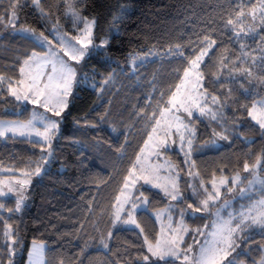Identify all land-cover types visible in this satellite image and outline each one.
Listing matches in <instances>:
<instances>
[{"label":"trees","instance_id":"16d2710c","mask_svg":"<svg viewBox=\"0 0 264 264\" xmlns=\"http://www.w3.org/2000/svg\"><path fill=\"white\" fill-rule=\"evenodd\" d=\"M14 3L15 27L8 22ZM259 4L263 2L39 0L37 5L33 0H0V77L4 78L0 82V119L29 118L31 106L8 94V80L20 79L24 61L33 52L44 51L34 39L19 33V28L47 36L54 29L69 32L73 23L66 8L71 5L94 19L95 40L109 36L104 50L88 55L86 66L93 70V86L77 87L47 155L42 143L0 138V167L10 171L6 175H37L20 211L16 199L0 196L2 264H24L32 241L45 244V264H153L155 258L145 247L146 239L157 238L151 211L167 205L168 198L147 186L137 188L147 199V209L136 212L141 231L115 225L113 209L188 61L208 48L206 37L215 45L201 64L202 90H207V101L214 103L220 118L194 115L191 119L190 163L177 150L164 154L179 173L184 200L189 167L206 186L214 178L243 173L245 163L250 171L264 173V130L248 115L252 104L264 95V25L251 16ZM151 52H155L152 58L130 66L132 57ZM211 96L217 97L216 102ZM222 132L225 135L219 134ZM207 218L204 213L185 216L191 228L184 247ZM263 248L264 230L253 229L245 233L230 258L257 264ZM172 264L180 262L175 259Z\"/></svg>","mask_w":264,"mask_h":264},{"label":"snow or ice","instance_id":"6c2138e0","mask_svg":"<svg viewBox=\"0 0 264 264\" xmlns=\"http://www.w3.org/2000/svg\"><path fill=\"white\" fill-rule=\"evenodd\" d=\"M34 4L39 3V0H33ZM241 15L243 13L241 12ZM255 10L251 13L253 19H255ZM261 20L260 23L264 25V7L261 9ZM3 18L0 17V20ZM17 17V6L14 3L12 5L11 15L9 16V24L15 27V21ZM229 24H232V21H228ZM26 38L34 39L39 47L43 48L45 44L48 45V50L44 52L43 55L37 52H33L31 57L28 60L24 61V65L27 66L28 71L26 72L25 67H20L19 72L21 78L15 81L8 80V94L14 98L17 102H31L33 104L41 105L45 108L46 111H53V107L50 105L55 101V105L59 106L62 110L63 107H66L65 98L70 94L72 82L75 77V69L69 66L62 59H58L59 54L53 52L51 49V41L44 37L43 34L40 37H35L32 34L26 33ZM239 36V33H236ZM205 41L208 43V48L200 51L198 55H195L193 59L188 61V67L183 70V77L181 78L180 84L176 86V90L170 95L167 106L160 111L161 119L156 120V125H161V120L164 119V126L160 129V137L153 141V137L149 136V141H153L151 145L148 142L145 143V147L149 148L147 155L143 156V161H148L149 156L155 155L160 157L162 153L169 151V142L168 138L173 135V130L175 135L179 137L180 148L183 149L185 144H187L189 150L193 143L192 137L194 136V131L189 127L191 119L194 117V109L199 111L200 115L205 114V107L203 104L207 103L208 93L207 90L203 88L202 79L203 72L201 69V64L203 58L208 54V50L215 45V41ZM76 43L80 45L79 48L73 47L70 44L69 47L72 48L71 54L68 51L64 52V55H69L71 60L79 63L86 55H88V50L90 47L95 48L96 45L93 44L92 40V26L86 25L84 32L81 37H76ZM101 46H104L103 44ZM184 54L181 53V56ZM224 60L221 61L222 66H224ZM50 66V67H49ZM48 69L45 71L44 69ZM4 78L0 77V82ZM184 89L183 92L181 89ZM2 96V94H0ZM211 100L216 102L217 97L211 96ZM2 102V99H0ZM171 113L170 118L165 119L166 114ZM61 114L60 110L54 111V115L59 116ZM186 114V116L182 115ZM248 115L256 121L261 129H264V105L261 106V110L257 112L256 106L249 110ZM215 119V116L212 117ZM188 120V123H185V120ZM58 127L56 121L49 120L46 124L43 125V131L34 126L33 120H28L27 122H21L17 120H0V137H6L9 133L12 137H27L35 136L40 139L33 140V143H40L41 140L47 142L50 146L51 137L55 134V130ZM153 133L157 132V127H153ZM185 133L188 134L187 138ZM175 144V140L172 141ZM43 150V148H42ZM141 153H144V149H141ZM189 152H185V156H189ZM142 157L137 156V161L141 162ZM139 171V175H136L133 179L136 171ZM249 170V165L244 164V171ZM167 173L166 175H161V167L151 164V163H140V167L137 169V166H133V171L129 173V176L125 178L124 188L122 189V195L124 199L121 201L119 197L118 200V210L116 213V220H120L119 212L124 211V204H130L131 210L128 211L129 219L123 221L125 224H136V221L132 219L133 213L139 207L137 201L139 197H143V190L139 191V197L135 200L132 198V192L129 190L135 188L137 181H143V185H147L150 188H156L161 190L166 196H170L171 200H182V197L179 195V173L176 172L173 176L171 173L174 169L169 166L167 169H164ZM36 173H40V168L37 167ZM191 174V173H190ZM240 179L239 176L233 178L232 183L235 184ZM21 186L27 181H19ZM221 185L228 183L227 178H222L220 181ZM249 183H252L251 181ZM203 188V184H201ZM213 192H208L206 188L204 191L207 193V199L202 201L204 210H207L209 201L215 200L219 197L220 192L217 188L215 180L212 181ZM231 190V189H229ZM243 193L244 190L241 189ZM2 195V193H0ZM23 199L17 201L16 210L19 211ZM188 208H193L192 204L188 205ZM201 208L197 207L194 209V212H200ZM254 213V214H253ZM183 216L184 213H180V223L177 227L173 228L171 226V216H169V226L168 234H164V229H161V236L155 239V242H149L147 239L145 243L147 244L148 252L151 253V257H154L155 260L153 264H172V261L175 259L181 258V250L179 244L182 243L183 237L179 235L181 231L187 232V228L183 226ZM239 222L236 224L235 228L231 226L232 218L228 221H224L219 224H215L214 231L211 233L212 240L205 242L204 245L200 248V253L197 257L193 259V264H215L217 255L220 251L218 244L225 243L229 248L232 247V234L237 229H242L251 225L258 226L261 230H264V200L258 201L255 205L250 207L247 212L242 211L239 214ZM139 227V225H137ZM203 235V233H200ZM111 236V233H109ZM15 243V242H14ZM104 247L107 248L108 245L104 244ZM234 250V249H233ZM43 251V246H35L33 252L31 253L33 260L31 264H38L40 256ZM188 252L191 251V246L187 249ZM145 261L149 260V256H144ZM183 261H189V256L187 252L182 255ZM2 264V262H0ZM231 264V262H229ZM260 264H264V259L261 260Z\"/></svg>","mask_w":264,"mask_h":264},{"label":"rangeland","instance_id":"374dc122","mask_svg":"<svg viewBox=\"0 0 264 264\" xmlns=\"http://www.w3.org/2000/svg\"><path fill=\"white\" fill-rule=\"evenodd\" d=\"M261 2H263V5L262 6H260V4L258 5V7L255 9V11H256L255 19L252 18L253 21H258L259 25L261 24L260 23V20H261L260 14H261L262 7H264V0H261ZM66 13L68 16H70L72 18L73 24L71 25L70 31L68 32L65 29H62V30L54 29L53 31H50V36H47L45 34H43V36L47 37V39L49 41H51V49L53 52H56L59 54L58 59H62L69 66H71L75 69L76 74H75V77H74L73 82H72L70 94L65 98L67 106L63 107L61 110V108L59 106L55 105V101H53V103L50 105V107H53V111H46L45 108L42 107L41 105L33 104L31 102H28V101L21 102L23 105L31 106V110H30L29 118L27 120L21 121V120L17 119V121H21V122H27L28 120H33L34 126L39 128L41 131H43V125L46 124L49 120L56 121L58 123V127L55 130V134L52 135V137H51L50 146L47 142H45L43 140L40 141V143L45 145V147L43 149V153L45 155H47L49 153L50 147L52 146V144L55 140L56 134L59 132L61 121H62V116H63L64 112L66 111V109H67L70 101L72 100L73 96L78 93L77 87L93 86V83H91V81H90V79L92 78V71L93 70L91 69L90 66H86L88 55L91 53H95L97 50H104L106 45L108 44V41H109V36H104L103 38H101V40H95V37H94V19L92 17L83 16L78 11L73 9L71 5L67 6ZM86 25L92 26V40H93V44L96 45V47L95 48L90 47V49L88 50V55H86L82 60L79 61V63H77L76 61L71 60L69 55H64V52L68 51L69 54H71L72 48L68 46L69 44L73 47H76V48L80 47V45L76 43V37L82 36V33L84 32ZM243 27L244 26L239 27V29L243 28ZM18 31H19V33H21L23 35H25V32H26V33L34 35L35 37H40V35L42 34V33L35 32L34 30H32L30 28H26V27H21L18 29ZM240 32H246V31L240 30ZM102 44L104 46H101ZM43 48H44V51L42 53H40L41 55H43L44 52L48 50V45L45 44V46ZM154 55H155V52L137 54L134 57H132L130 66L134 67L135 65L139 64L140 62H143L149 58H152ZM204 58H203V60H204ZM28 59H26V60H28ZM22 67L26 68V72L28 71L27 66H25L23 64ZM44 70L47 71L48 69L46 68ZM183 90L184 89L182 88L181 91L183 92ZM201 91H203V90L201 89ZM253 105L256 106L257 112H259L261 110V106L264 105V95L261 96L260 98H258L252 104V106L249 108V110L253 107ZM202 106L205 107V114L200 115L199 111L194 109V115L200 116L201 118H212L214 115L215 119L220 118L219 110L216 108L214 103H209L207 101L206 104L202 103ZM56 110L61 111V114L59 116L54 115V111H56ZM171 115H172L171 113L166 114L165 119L170 118ZM182 115L186 116V114H182ZM157 119H161L160 114H159ZM250 119L254 123H256V121H254L251 117H250ZM0 120H15V119H0ZM156 120H155V122H156ZM155 122L152 126V129H153V127H157V132L153 133V131L151 129V131H150V133H149V135L145 141V143L148 142L149 145H151L153 141H155L157 138L160 137V135H161L160 129L164 126L165 121H164V119H162L160 126H157ZM185 123H188L187 119L185 120ZM189 127L192 128L190 126V124H189ZM193 131H194V129H193ZM219 134L225 135L224 132L219 133ZM150 135L153 137V141H149ZM185 135L187 138L188 134L185 133ZM7 136H11V134L9 133ZM0 138H4V137H0ZM20 138H26V139H30V140L40 139L38 137H35L34 135L33 136H27V137H20ZM173 140H175V144L172 143ZM247 141H250V138H248ZM168 142H169V149L170 150L174 149V150L179 151L181 153V155L183 156L185 162H187V163L191 162L190 155L187 157L185 156V152L190 151L187 144H185L183 149L180 148L179 137L175 135L174 130H173V135L168 138ZM145 143L142 147V149H144V153L142 154L141 150H140V152L138 154V156L142 157L141 162H138L136 159L135 165L137 166V169L140 167V163H151V164L160 166L161 167V175L164 176L167 174L164 171V169H167L169 166H171V168L174 169V171L171 174L174 176L175 173L177 172V170L175 169V167L173 166L171 161L165 156L164 153H162V155L160 157H157L155 155L149 156L148 161H143V156L147 155L149 152V148L145 147ZM255 166L253 167V169H255ZM131 171H133V167L130 170V172ZM9 173H10V171L8 169L0 167V193H2V195H0V196L1 197H12V198L16 199V203L18 200H20L22 198L23 203L20 206V209H19V211H20L22 209V207L27 203L28 191H29L30 187L32 186V184L34 183L37 175L31 174L28 172H23V173H20L19 175H6ZM136 175H139L138 170L135 172V174L132 178L134 179ZM128 176H129V174H128ZM236 176H239L240 179L235 184H233L232 180ZM222 178H227L228 183L225 185H221L220 181ZM188 179H189V185H188L189 189H188L187 194L185 195V196H187V198H185V200H184V197H183V195L179 189V195L182 197L184 204L178 205L176 202H180L182 200H175V201L171 200L170 196H166L161 190L153 188V189L160 191L169 200L167 205H165L164 207L159 208V209L154 210V211H151L152 215L156 218L158 226H159L158 237L161 236V229L162 228L164 229V234L165 235L168 234V226L170 223L169 216H171V226L173 228H175L180 223V220H181L180 213L181 212L184 213V216H186L188 214L191 216H196L197 214L199 215L200 213H204L206 215L210 214V217H208V222L204 226L200 225V227L198 229H196V231L193 232L194 237L190 240V242L184 248L181 247V245L183 244V241H184V238H185L187 232L181 231L179 233V235L181 237H183L182 243L179 244V247L181 250V258L176 259L180 262V264H193V259L199 255L201 246L205 244L206 240L207 241L212 240L211 233L214 231L213 226L215 224H219V223H222L224 221H228L230 218H232L231 226L233 228H235L236 224L239 222V219H240L239 214L242 211L247 212V210L250 207H252L253 205H255L258 201L264 200V173H262L260 171L248 170L247 172L244 171L243 173H237L231 177L221 176V177L214 178L213 180H215L217 188H219L220 195L215 200L209 201V205H208L207 210H204L203 205H202V201L208 198L207 193L204 191V188H206L208 192H213L214 191L212 188V181L213 180L209 183L208 186H206L203 182H200L198 180V174L195 171V169L192 167H189V169H188ZM19 181H27V183H24L21 186L18 183ZM250 181L252 183H249ZM201 184H203V186H204L203 188L201 187ZM140 186H147V185H143V181H137L135 188H131V185H130L129 190L132 192V194H133L132 198L134 200L137 197H139V195L135 196V191ZM123 188H124V185H123L122 189ZM122 189H121L119 195L117 196V198L119 197V199L121 201L124 199V196L121 194ZM229 189H231V190H229ZM241 189L244 190L243 193L241 192ZM137 203H138L139 207L133 213V216H132V219H134L135 221H136V212L138 210H141V209H147L146 197H144V196L139 197V200L137 201ZM189 204H192L193 208H191V209L188 208ZM195 205H197V206H195ZM197 207L201 208L200 212H194V209ZM124 209H125L124 211L119 212L120 220L117 221L115 216H116V213L118 210V200H116V203H115L114 209H113V222H114V224L118 225V226H122V227L136 228L139 231H141L140 226L137 227V225H138L137 221H136V224H125V223H123V221L129 219L128 211L131 210V205L130 204H124ZM183 226L185 228H187V231L189 230L185 220H183ZM258 228H259L258 226L251 225L249 222L248 227H245L242 229H237L232 234V237H231L232 247L231 248H229L228 245L225 243L218 244V248L220 249V251L217 255L215 264H229V262H231V264H246L244 261H242V262L233 261V259L230 258V254L232 251H234V250L237 251L240 248V245L242 244L245 233L247 234V232H249L253 229H258ZM200 233H203V235ZM147 241L152 242V243L155 242V241H150V240H147ZM35 246H43V251H42V254L40 256L38 264H45V256H44L45 244L42 241H32L31 242V244L29 246L28 253H27L26 261L24 264H31V262L33 260L31 253L33 252ZM189 246H191L190 252L187 251ZM145 247H146V250L148 252V248H147L146 243H145ZM185 252H187V255L189 256V261H187V262L183 261V259H182V255ZM148 254H149V256H151V253L148 252ZM152 258H154V257H152ZM262 259H264V248H263V255L258 260L257 264H260Z\"/></svg>","mask_w":264,"mask_h":264},{"label":"crops","instance_id":"0c3cea01","mask_svg":"<svg viewBox=\"0 0 264 264\" xmlns=\"http://www.w3.org/2000/svg\"><path fill=\"white\" fill-rule=\"evenodd\" d=\"M137 190V189H136ZM135 193H136V191H135ZM206 215V214H205ZM208 217H210V214L208 215ZM155 218V217H154ZM155 220H156V218H155ZM183 220H185V216L183 217ZM186 222V221H185ZM208 222V218H207V220H206V222L203 224V226L206 224ZM156 223H157V220H156ZM188 226V228H189V230L187 231V234H188V232L190 231V226L189 225H187ZM157 227H158V231H159V226H158V223H157ZM194 231V230H193ZM206 232V231H205ZM187 234H186V236H187ZM186 236H185V238H186ZM157 237H158V232H157ZM185 238H184V240H185ZM192 239V238H191ZM190 239V240H191ZM184 242V241H183ZM181 247H183L184 248V245L182 244L181 245Z\"/></svg>","mask_w":264,"mask_h":264}]
</instances>
